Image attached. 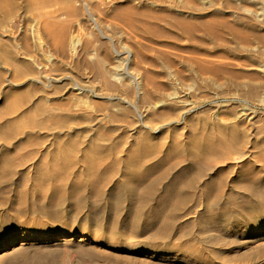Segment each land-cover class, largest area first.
Returning a JSON list of instances; mask_svg holds the SVG:
<instances>
[{
    "label": "rangeland",
    "instance_id": "374dc122",
    "mask_svg": "<svg viewBox=\"0 0 264 264\" xmlns=\"http://www.w3.org/2000/svg\"><path fill=\"white\" fill-rule=\"evenodd\" d=\"M0 264H264V0H0Z\"/></svg>",
    "mask_w": 264,
    "mask_h": 264
},
{
    "label": "bare ground",
    "instance_id": "6f19581e",
    "mask_svg": "<svg viewBox=\"0 0 264 264\" xmlns=\"http://www.w3.org/2000/svg\"><path fill=\"white\" fill-rule=\"evenodd\" d=\"M63 35H64V34H63ZM73 43H74V42H73ZM73 43L71 42L72 45H74ZM73 49H74V48H73ZM74 54H75V53H74ZM13 243H14V242H13ZM5 247H6V246H5Z\"/></svg>",
    "mask_w": 264,
    "mask_h": 264
}]
</instances>
